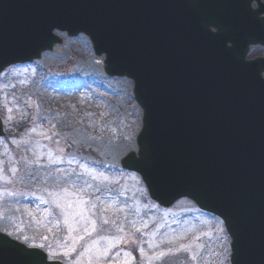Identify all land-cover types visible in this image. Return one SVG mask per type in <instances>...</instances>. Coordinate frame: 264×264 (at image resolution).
Listing matches in <instances>:
<instances>
[{
  "label": "water",
  "instance_id": "obj_1",
  "mask_svg": "<svg viewBox=\"0 0 264 264\" xmlns=\"http://www.w3.org/2000/svg\"><path fill=\"white\" fill-rule=\"evenodd\" d=\"M262 4L0 0V74L61 46L54 32L87 37L105 77L132 81L141 111L119 168L158 208L187 200L219 219L229 264H264V57L247 60L264 48ZM35 261L63 264L0 232V264Z\"/></svg>",
  "mask_w": 264,
  "mask_h": 264
},
{
  "label": "rangeland",
  "instance_id": "obj_2",
  "mask_svg": "<svg viewBox=\"0 0 264 264\" xmlns=\"http://www.w3.org/2000/svg\"><path fill=\"white\" fill-rule=\"evenodd\" d=\"M55 34L53 52L0 75V232L63 264H229L219 220L184 200L158 208L119 168L140 128L132 82L98 73L83 36Z\"/></svg>",
  "mask_w": 264,
  "mask_h": 264
},
{
  "label": "snow or ice",
  "instance_id": "obj_3",
  "mask_svg": "<svg viewBox=\"0 0 264 264\" xmlns=\"http://www.w3.org/2000/svg\"><path fill=\"white\" fill-rule=\"evenodd\" d=\"M256 2L257 3H259V0H256ZM260 7V10L261 11H264V4H262V5H260L259 6ZM49 175H51V173H49ZM65 175H68V174H65ZM93 179H95V176H93ZM65 183L67 184V188H65V189H63L64 191H67L69 188H71V187H74V185H75V182L74 181H72V180H66L65 181ZM91 185H89V187H90ZM57 206H59V205H57ZM107 221H105V223H106ZM95 230V228H93V231ZM7 235H9V236H11L12 235V233L11 232H9V233H7ZM230 235V234H229ZM26 239V238H25ZM93 243H96L95 241H93ZM32 247H36L35 245H33ZM42 247V246H41ZM181 250H185V251H187L188 249H187V246H185V245H181L180 246V249H177L176 251L177 252H179V251H181ZM143 250L141 249V252H142ZM169 253H172V254H174L173 253V250L172 249H168L167 250V252H165V251H161V252H159L158 254H156V258L157 259H163L167 254H169ZM67 253H65V255H66ZM125 255H128L127 253H125ZM41 256H42V258H44V259H46L45 257H43V255L41 254ZM193 259H195V256H193ZM34 264H39V262L38 261H35L34 262Z\"/></svg>",
  "mask_w": 264,
  "mask_h": 264
},
{
  "label": "bare ground",
  "instance_id": "obj_4",
  "mask_svg": "<svg viewBox=\"0 0 264 264\" xmlns=\"http://www.w3.org/2000/svg\"><path fill=\"white\" fill-rule=\"evenodd\" d=\"M95 70L98 72V73H101V70L99 67H95ZM131 150H136L135 146L131 148Z\"/></svg>",
  "mask_w": 264,
  "mask_h": 264
},
{
  "label": "trees",
  "instance_id": "obj_5",
  "mask_svg": "<svg viewBox=\"0 0 264 264\" xmlns=\"http://www.w3.org/2000/svg\"><path fill=\"white\" fill-rule=\"evenodd\" d=\"M17 129H18V131H19V130L22 131V129H23V125H22V124L18 125V126H17Z\"/></svg>",
  "mask_w": 264,
  "mask_h": 264
}]
</instances>
